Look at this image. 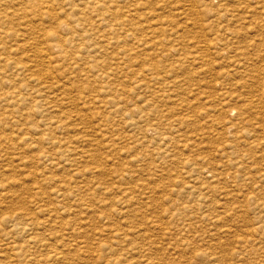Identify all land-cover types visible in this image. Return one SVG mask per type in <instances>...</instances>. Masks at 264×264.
<instances>
[{
	"label": "rangeland",
	"instance_id": "obj_1",
	"mask_svg": "<svg viewBox=\"0 0 264 264\" xmlns=\"http://www.w3.org/2000/svg\"><path fill=\"white\" fill-rule=\"evenodd\" d=\"M137 1V4L138 2L142 3L147 1L145 3L146 6L143 5L139 7L140 9L137 7L136 13H138L135 14L136 16L130 17L133 18L132 21L128 18L131 21H129L128 24L135 30L134 33L137 40H139L140 49L141 46H145L142 47L143 49H141V51L139 48L137 50L135 48L136 45L134 44L137 41L133 43L134 41L126 40L123 42L124 44L120 43L118 55L121 57L122 54H126L125 52H128V55L126 54L124 57L122 55L121 58L123 59L121 61H123V66L118 69H114L112 65L113 60L110 61L109 59L108 63L109 65L111 64L110 66L113 68V71L110 73L113 75L107 79L97 76L100 72H97L93 67H89L84 69V72L76 71L77 73L75 74H79L78 80L71 75H69V79H71L69 80L66 76L71 73L72 70L68 67H63V69H61L62 67L59 68L60 64L58 63L57 65L56 63V65L52 66L53 69L51 68V70H54L53 74H50L52 76H49L47 79L52 88L55 87L58 89L56 90L53 88V94L56 93L55 95H57L58 93L59 95V93L61 94L60 90L69 88V86L72 85H74V90L71 89L72 91L67 93L63 90L61 96L59 95V98H57L58 96L56 97L58 101L52 99L53 97H51V95H49V97H51L49 98L50 100L44 97L47 95H44L41 99H46V102H51L45 103L44 105H47L46 107L50 105H53L52 107H58L63 104L60 106L61 111L59 107L58 109L56 107V109L46 111L45 113H47V115H41L39 111L40 115L37 111H34V114H32V112L29 114L27 110H24L25 112L23 111L22 118L24 117V127L27 124L32 125L34 123L40 125V123L42 124L45 121V118H49L47 120H50L53 116L55 118L53 117L52 120H55L60 116L58 114L68 115V119L66 120L69 121L67 122L64 119V122L68 124L65 130L61 128L57 129L53 127L55 125H51V127L48 126L49 129L47 127V130L44 131V133L46 132L44 136H48V132L52 133L53 129V136L51 133H49V136L51 138L56 137L59 141L63 137L60 143L58 145H52L49 142H45L40 148L35 145L31 151H27L26 149L22 150L23 154L21 152L23 148L19 145L15 137L13 138L14 141H11V144L2 146V154L6 153L4 154L5 156L9 157L12 155L16 158L21 154L20 159H26H24L25 161L21 159L23 167H18V164L14 163L15 167L17 165V169H15L16 178L21 182L30 184L31 181L29 179L31 177L28 176L29 174L27 171L30 172V174H37L35 182L38 181L39 183L38 185H34L33 183V187H35L33 193H37V195L42 198V201L48 205V207H46L47 209L54 206L58 208H51L54 210L52 211L54 215L52 212L50 213L53 217V220L51 218V225L50 222H48L46 228L32 231L29 234V236L36 241L46 245L44 250H42L43 247L40 248L38 244L29 245L25 243L26 236L24 238L22 235H17L14 239H8L6 241L4 237H2V241H0V252L2 255L0 264H16L15 262H8L4 259L7 253L5 251L7 247L6 244L13 240L14 245L17 247L16 251H21L23 255L25 253L27 259L41 260L42 256L48 257L47 264H264V207H262L264 206V0H232L226 9L233 13L234 18L232 21L226 22V24L224 22H220V24L211 17L213 14H210L209 6L218 7L221 3L219 0H210V2L206 0L210 3L209 5H207L208 3L204 0H194V2H196L193 5L190 2L192 0H164L160 3L161 5L157 2L159 0H153L154 2H152V0ZM189 2L190 4H187ZM148 4L151 7L147 6ZM153 5L155 9H153ZM161 6H164V9H162ZM217 7H215V9ZM237 7H240V10L237 9ZM191 9H195L196 12L198 11L197 14L191 11ZM143 12L146 15L143 14L144 16H142V14H140ZM155 12H159L158 15H156ZM179 12L182 13L179 14ZM199 12L202 17L200 14L198 15ZM230 12L228 14L231 15ZM148 13L150 14L148 15ZM183 13L184 15H182ZM145 16L150 17V19ZM152 16H155V19ZM194 16H197L199 21ZM134 19L140 21L137 22L135 20L134 23H136L134 24ZM137 23H139V25ZM151 25L163 30L161 32H155V35L151 38L152 40L155 39L154 41L149 39V31L153 28ZM200 26H205L206 29L202 31ZM142 28L143 30H141ZM136 31H140L141 35ZM215 34L218 35L217 40H215ZM143 37L144 40L141 41ZM145 38H148L150 43L148 40H145ZM164 40L166 41L164 42ZM196 41H211L215 44H221L214 46L215 50L209 49L212 52L210 51L211 54L209 53L208 55V53H204L205 50L203 46H200L201 43L198 44ZM172 42L173 45H171ZM158 43L162 48L165 43V49L159 47V45H157ZM177 45L180 46L178 47ZM148 46L151 47L149 48ZM190 46L193 47L191 48ZM122 47H125L124 50ZM155 47L157 48L155 49ZM174 47L176 49H174ZM193 48H196L195 54L192 53L194 52ZM200 48H202V50ZM149 49L154 50L151 51ZM170 49L175 52L173 53ZM155 50L157 52H155ZM158 51H161L162 54H160V52L158 53ZM188 51L192 52L189 53ZM230 51L235 52L238 58L237 61H241L239 67L240 69L243 68V70H239L243 71V73H240V71L234 68L236 58H233V54L229 53ZM151 52L156 56L154 54L151 55ZM168 52L170 56H168ZM176 52L178 54H176ZM219 52L221 54H219ZM132 53L137 54L134 55ZM141 55L144 57H140ZM17 56H19V54L16 55V57ZM148 56L152 59L148 58ZM223 57L224 59H222ZM135 58H137V61L133 60ZM198 58H203L200 59L202 63L197 60ZM192 59H196V61H194L195 64L192 62ZM177 61L179 63H177ZM203 61L206 62L205 65ZM133 62H138V64L134 63L135 65H133ZM183 62H185V64ZM128 63L134 67L124 66L128 65ZM187 64L193 66L190 67ZM7 65H10V67H7ZM143 65L145 67H143ZM156 66L158 68H156ZM194 66H196L195 69ZM12 67L13 65L5 63L4 69L9 68L5 70L11 72L9 70H11ZM137 68H139L140 71ZM234 70L237 71V74H235L236 72ZM142 71L145 73H142ZM8 72L6 75L9 74L8 77L10 78L11 75ZM54 72L57 75H55ZM63 72L66 73L64 76L62 75L64 74ZM114 72H116V74ZM86 73L88 74L84 76ZM147 73L150 76L147 75ZM154 73L157 75L159 74V76ZM12 75L15 76V74ZM122 75L128 77V79L126 77L124 78ZM129 75L133 76L130 77ZM17 76L20 77V75ZM59 76L60 78H58ZM172 76L175 77L173 78ZM117 77L122 80L118 78L119 81H116L115 79ZM151 77L154 79L151 80ZM169 77H172V79ZM80 78H82V80ZM141 78L144 81H142ZM52 79L53 81H51ZM57 79H59L58 82ZM97 80H101L100 83ZM110 80H112V86L107 85L111 84ZM123 80L126 82L124 83ZM87 81L89 82L88 84ZM90 81L97 84L94 85ZM102 81L105 84H103ZM109 81L110 83H108ZM140 81L142 82L140 83ZM152 81L153 83H162V86L156 83L153 84ZM179 81H181L182 84ZM146 82L153 85L149 83L145 84ZM79 83H83V85H91L92 83L94 86H89L91 87V91H89L90 89L82 90L84 86ZM165 83L171 85L167 84V86ZM65 84L69 85H66V87L64 86ZM174 84L175 86L178 85V87H175ZM100 85L104 89V92H106L108 88L109 90H113L110 94L106 93L107 95L102 98V101L107 102L106 107L105 104L102 103L101 104L104 106L101 104H99V106H94L90 103L95 100L96 92L94 95L93 91L97 88L99 89ZM170 86L173 87L171 88ZM92 87L95 88L93 89ZM146 87L149 88L148 91ZM168 87H170L172 91L169 90L170 88ZM78 88L79 92L77 91ZM142 90L144 91L142 92ZM166 90L167 93L165 94L164 92H166ZM191 90H193V92ZM76 91L78 94H75ZM151 91L152 93H150ZM88 92H92L93 96L91 95L92 93L87 94ZM153 93L156 94L153 95ZM72 94L75 96L72 97ZM114 94L116 96L118 95V97ZM122 94H125V96L123 95V97H121ZM67 96L69 99L71 97V101L67 100ZM76 96L81 97H79L78 100ZM107 96L108 98H106ZM165 97L168 98L164 99ZM72 98L76 99L73 100ZM118 99L119 101H117ZM175 100H177V102H175ZM70 102L73 103L70 105ZM75 103L77 105H75ZM86 103L87 105H85ZM89 103L92 106H90ZM29 104L30 105L26 104V109L34 108L33 106L35 104H33V102H29ZM39 104L42 106V103ZM39 104L36 105L39 106ZM80 104L85 106H81ZM181 106H184V108ZM80 108L85 110L82 111ZM101 108L106 109L104 111V109ZM45 109L43 107L41 111ZM63 109L69 111L70 114L66 113ZM72 109L76 110L73 111ZM51 110L56 114L51 112V115ZM77 110L83 113V115L78 113ZM139 110L140 112H138ZM136 111L138 113H136ZM36 112L37 114H35ZM30 115L33 116L31 117ZM43 115L46 116L43 117ZM69 116L72 119H69ZM76 116H80L82 119L78 117L77 120ZM86 116L88 117L86 118ZM90 116L93 118H90ZM98 116H101L100 119ZM105 118L109 121L108 123L105 121ZM124 120H126L125 123ZM93 121L95 124L92 123ZM161 123L163 126H161ZM131 124L132 128L130 126ZM74 125H77V127L75 128ZM110 125L114 127L112 128ZM102 126L104 127L101 129ZM68 127L71 129L70 131ZM148 127L150 129H148ZM25 128H22L24 132L26 131ZM77 128L80 129V131ZM152 128H154L153 131ZM82 129L83 131H81ZM74 130L76 132H74ZM99 130L101 134L104 132L103 135L105 137L99 133ZM23 131H21V133H24ZM78 132L81 133L79 134ZM69 133L71 137H69ZM119 133L122 134L120 135ZM5 134L7 135L8 132L6 131ZM82 134L85 136L83 139L86 140L82 138L80 140L79 137H82ZM74 135H76L75 137L77 140H75ZM109 137L110 139H108ZM56 138H53V141H56ZM105 139H108L106 143L104 142ZM89 140L92 142L90 143ZM108 141L111 143L109 144ZM67 142L70 146L66 145ZM98 142L101 144L99 145ZM47 143L49 144L47 145ZM119 143L121 145H119ZM180 143H182L181 146ZM74 144H76L77 147ZM49 145H51V147H48ZM61 145H63V147ZM7 146L9 148H7ZM13 146L18 148L21 147L16 149ZM184 146L187 148L185 149ZM58 147H61L60 150ZM50 148L51 150L56 148V151H51ZM15 149L17 152L19 150L18 153L16 152L17 155H15ZM46 149L47 151H45ZM69 150L71 151L70 153ZM8 151L10 153H8ZM83 151L86 153L83 154ZM41 152L51 154V157L53 156L55 161H53L52 165H49V162L46 163L42 159ZM58 154H61V156H58ZM76 154H78V158L75 157ZM66 155L68 156L66 157ZM89 156L91 157L88 158ZM35 157H39L40 159L38 158L37 161ZM70 158L74 160L71 159L70 161ZM169 158L172 159L169 160ZM175 158H178L180 161ZM76 159L79 160L77 161ZM40 162L45 164H40ZM36 163L38 164L36 165ZM54 163L57 164L54 165ZM25 165L26 167L28 165V167L26 168ZM53 165L54 167L50 170L49 167ZM61 166L62 170L60 168ZM212 168L215 171H212ZM23 169L27 170L24 171ZM98 169L102 171L100 170L99 172ZM208 170H210V173ZM41 172H43L42 174L45 173L46 177L43 176L41 179ZM24 174L28 177L22 178L25 177ZM47 174L49 175L47 176ZM81 175L83 176L82 179ZM213 176L217 177L213 178ZM48 177L52 179L53 182L55 181L54 184L61 181L67 185L65 190L69 189L68 195L70 194L68 200H50L51 197L48 196H50L54 187L52 186V182H47L49 179ZM69 185L71 188H67ZM37 186L40 187V189H37ZM46 196L48 198H46ZM9 197L8 200L0 203L2 213H5V211H8L10 208H17L16 202L20 197L25 198L26 194L21 191H14L13 193H9ZM28 208H30L29 211L35 212L37 217L41 215V213H38L39 211H36L37 208L33 204ZM62 213H64L65 216H62L64 215ZM41 218L44 220V216L41 215L39 221ZM48 219H50V217ZM1 228L2 230H0V232L4 233L7 231L4 230V225L1 226ZM123 233H129L127 235L129 237L122 238L121 235ZM131 250L137 253L130 254ZM17 264L24 263L21 261V263ZM30 264H41V262Z\"/></svg>",
	"mask_w": 264,
	"mask_h": 264
},
{
	"label": "bare ground",
	"instance_id": "obj_2",
	"mask_svg": "<svg viewBox=\"0 0 264 264\" xmlns=\"http://www.w3.org/2000/svg\"><path fill=\"white\" fill-rule=\"evenodd\" d=\"M136 1L137 0H0V203H2V202H4V201H6V200H8L10 197H9V193L10 192H14V191H21V192H23L24 194H26V197L25 198H22V197H20L19 198V200L16 202V204H17V208H10L8 211H5V213H2V211H1V206H0V230H2V228H1V226H5V228H4V230H7L6 232H4V233H2V232H0V241H2L1 239H2V237H4V240L6 241V240H8V239H14L17 235H22V236H24V238H25V236L27 237L26 238V240H25V243H27V244H29V245H39V247L41 248V247H43L42 248V250H44L45 248H46V245H44V244H41L40 242H38V241H36L34 238H32V237H30L29 236V234L32 232V231H36V230H42V229H44V228H46V225L48 224V222H50V225H51V218H52V220H53V217H52V214L50 215V213L52 212V211H54V210H52V209H56V207L57 206H54V207H51V208H46V207H48V205L47 204H45V202H43L42 201V198H40L38 195H37V193H33V189L35 188V187H33V183H34V185H38V181H36L35 182V180H36V175H34V174H30V172H28L27 171V173L29 174L28 176H30L31 178L29 179L30 181H31V183H32V185H31V183L29 184H27V182H21V181H19V179H17L16 178V176L17 175H15L16 173V171H15V169H17L16 167H17V165H16V167H15V165H14V163H17L18 164V167L19 166H21V167H23V165H22V162H21V159H20V155H18L16 158H15V156H12V155H10L9 157H7V156H5L4 154H6V153H4V151H3V153L4 154H2V146L3 145H9V144H11V141H14L13 140V138L15 137L16 139H17V141H18V143H19V145H21L22 146V148L23 149H21V152H22V154H23V151L22 150H27V151H31V149L32 148H34V146L36 145V146H38V148H40L42 145H43V143H45V142H49V143H51L52 145H55V144H59L60 143V141H61V139L63 138H61L60 139V141L56 138V137H53V138H56V141H53V138H51L50 136H49V133H51V132H48V136H44L45 135V133H44V131H46L47 130V127L48 126H50L51 127V125H55V126H53V127H56L57 129L58 128H61V129H64L65 130V127L68 125V124H66V122H64L66 119H68V115H64V114H58V115H60L59 117H57L55 120H52L53 119V117H52V119L50 118V120H47V119H49V118H45L44 120L46 121H42L43 123L41 124L40 123V125H38V124H32V125H26L25 127H24V125H25V122H23V118H22V115H23V113L27 110L28 111V113L29 114H31V112H32V114H34V111H39L40 112V114L42 115V114H46L47 115V113H45L46 111H48V110H50V109H56V107L57 106H54V107H52L51 105L49 106V107H46L44 104L45 103H51V102H46L47 100L46 99H44V100H42L41 98H43V96L44 95H47V96H44L45 98H48V100H50L49 98H51V97H53L52 99H55L56 101H58V99H56V97L57 98H59V95L61 96V94L63 93V90H64V92H69V91H72L71 89H73L74 90V85H72V86H69V88H64V89H62V90H60L61 91V94L59 93V95H58V93H57V95H55V94H53V91H52V89L53 88H55V87H53L52 88V86L49 84V81L47 80L48 79V77L49 76H52V75H50V74H53V71L54 70H51V68L53 69V67L52 66H54V65H56V63H57V65H58V63L60 64V66H59V68H61V69H63V67L65 68V67H68L69 69H71L72 71H71V73H69V74H67V76H66V78H68L69 79V75H71L72 77H74L75 79L77 78V80H78V77H79V74H75V73H77L78 71L79 72H84L85 70L84 69H87V68H89V67H93V68H95L96 69V71L98 72H100V74H97V76H100L101 78H105V79H107V78H110L111 77V75H113V74H111L110 72H112L113 71V68H111V64L109 65V63H108V61H109V59H110V61H112L113 60V63H112V65H113V67H114V69H118V68H121L122 66H123V61H121L123 58H121L122 57V55H121V57L118 55L119 54V52H118V48L120 47V45L121 44H124L123 42H125L126 40H131V41H134L133 43H135L136 41V43L134 44V45H136V50L139 48L140 49V44H139V40H137V37L135 36V33H134V31L135 30H133L132 29V26H130L129 24H128V22L131 20L132 21V19L133 18H130L131 16H133L134 17V15L135 14H137L136 13V10H137V7L139 8V7H141V6H146L145 5V3L147 2V1H145V0H142V1H145V2H142V3H139L138 1H140V0H138L137 2H138V4L136 3ZM155 1H157V0H155ZM164 0H159V1H157L158 2V4H160L161 2H163ZM166 1V0H165ZM188 1V0H187ZM204 1H206V0H204ZM232 0H219V2H221L220 3V5L217 7V6H215V7H217L216 9H215V7H211V6H209L210 7V14H213L211 17L212 18H214L216 21H218L219 23L220 22H224L225 24H226V22H228V21H232V19L234 18V15H233V13L232 12H230L229 10H227L226 9V7L228 8V6H229V3L231 2ZM249 1V0H248ZM141 2V1H140ZM152 2H154L153 0H152ZM191 2V4L193 5L195 2H194V0H192V1H190ZM190 2L189 3H187V4H190ZM207 2V1H206ZM208 2H210V0H208ZM207 2V3H208ZM168 3V2H167ZM203 3V2H202ZM236 3V2H235ZM234 3V4H235ZM240 3H242V2H240ZM258 3V2H257ZM151 4V3H150ZM154 4V3H153ZM164 4V3H163ZM186 4V5H187ZM204 4V3H203ZM210 3H208L207 5H209ZM233 4V5H234ZM238 4V3H237ZM126 5V6H125ZM152 5V4H151ZM155 5H156V3H155ZM161 5V4H160ZM166 5V4H165ZM147 6H149V7H151L149 4L147 5ZM157 6H159V5H157ZM157 6H155V7H157ZM190 6V5H189ZM196 6H197V4H196ZM196 6H194V7H196ZM239 6V5H238ZM153 7V9H155L154 8V5L152 6ZM160 7V6H159ZM162 7V9H164V6H161ZM183 7V6H182ZM186 7V6H185ZM188 7V6H187ZM235 7V6H234ZM241 7V6H240ZM239 7V8H240ZM124 8V9H123ZM144 8H147V7H144ZM158 8V7H157ZM213 8V9H212ZM238 7H237V9H239ZM140 9V8H139ZM138 9V10H139ZM148 9V8H147ZM151 9V8H150ZM149 9V10H150ZM187 9V8H186ZM196 9H198L197 7H196ZM234 9V8H233ZM232 9V10H233ZM236 9V10H237ZM142 10V9H141ZM181 10V9H180ZM189 10V9H188ZM199 10V9H198ZM235 10V11H236ZM240 10V9H239ZM144 11V10H143ZM152 11V10H151ZM157 11H158V9H157ZM177 11V10H176ZM187 11V10H186ZM191 11H194V12H196V10L195 9H191ZM234 11V12H235ZM147 12V11H146ZM150 12V11H149ZM184 12V11H183ZM198 12V11H197ZM197 12H196V14H197ZM231 13V15L230 14H228V13ZM237 12V11H236ZM152 13V12H151ZM156 13V12H155ZM159 13V12H158ZM158 13H156V15H158ZM182 13V12H181ZM180 12H179V14H181ZM238 13V12H237ZM140 14H142V16H144V15H146V14H144V12L143 13H140ZM144 14V15H143ZM150 13H148V15H149ZM193 14H195V13H193ZM200 14V12L198 13V15ZM236 14V13H235ZM182 15H184V13L182 14ZM192 15V14H191ZM233 15V16H232ZM238 15V14H237ZM136 16V15H135ZM141 16V15H140ZM151 16V15H150ZM200 16H201V14H200ZM236 16V15H235ZM146 17V16H145ZM153 17V16H152ZM155 17V16H154ZM153 17V18H154ZM194 17H196V19H197V16H194ZM202 17V16H201ZM227 17H231V18H227ZM128 18H130V20L128 19ZM137 18H139V17H137ZM146 18H149L150 19V17H146ZM144 19V18H143ZM155 19V18H154ZM140 21V20H137V19H134L133 20V23H134V21ZM198 21H199V19H197ZM130 21V22H131ZM149 21V20H148ZM234 21H235V19H234ZM143 22H144V20H143ZM147 22V21H146ZM145 22V23H146ZM136 23V22H135ZM134 23V24H135ZM138 25H139V23H137ZM221 24V23H220ZM133 25V24H132ZM143 25V24H142ZM153 25H155V24H153ZM204 25V24H203ZM211 25V24H210ZM215 25V24H214ZM148 26H150V25H148ZM152 26V25H151ZM157 26H159V25H157ZM136 27V26H135ZM144 27L146 28V26L144 25ZM153 27V26H152ZM154 27H156V26H154ZM151 28L150 29V40H152L151 38H152V36L153 35H155V32H161V31H163L162 29H160L159 27L157 28ZM134 28V27H133ZM137 28V27H136ZM150 28V27H149ZM200 28H201V30L203 31L204 29H206V27L204 26V27H202V26H200ZM137 30V29H136ZM138 30H140V29H138ZM141 30H143V28L141 29ZM147 30H149V29H147ZM138 34H140V31L138 32V31H136ZM136 33V34H137ZM143 33V32H142ZM172 33H173V31H172ZM175 33V32H174ZM157 34V33H156ZM177 34V33H176ZM141 35V34H140ZM143 35V34H142ZM157 36H158V34H157ZM157 36H155V37H157ZM140 37V36H139ZM217 37H218V35L217 34H215V40H217ZM149 39L148 38H145V40H148V42H149ZM142 40H144V37H143V39H141V41ZM155 40V39H154ZM154 40H152V41H154ZM140 41V42H141ZM166 40H164V42H165ZM173 41V40H172ZM130 42V41H129ZM145 42V41H144ZM147 42V41H146ZM159 42H160V40H159ZM121 43V44H120ZM131 43V42H130ZM150 43V42H149ZM148 43V44H149ZM163 43V42H162ZM176 43V42H175ZM174 43V44H175ZM196 43H201L200 44V46H203L204 47V50H205V54H207L208 53V55H209V53H210V51L211 50H209V49H214L215 50V48H214V46H216L217 44H221V43H214V42H211V41H196ZM120 44V45H119ZM143 44V43H142ZM141 44V45H142ZM167 44V43H166ZM178 44V43H177ZM119 45V46H118ZM125 45H126V43H125ZM125 45H123V46H125ZM130 45V44H129ZM146 45H147V43H146ZM154 45V44H153ZM157 45H159V43L157 44ZM157 45H155V46H157ZM163 45V44H162ZM171 45H173V42H172V44ZM127 46V45H126ZM131 46V45H130ZM144 46V45H143ZM143 46H141V49H143L142 47ZM178 46V45H177ZM180 46V45H179ZM178 46V47H179ZM128 47V46H127ZM126 47V48H127ZM145 47V46H144ZM149 48L151 47V46H148ZM154 47V46H153ZM159 47H161L160 45H159ZM164 47H165V43H164ZM163 47V48H164ZM191 47V46H190ZM193 47V46H192ZM191 47V48H192ZM198 47V46H197ZM123 48V47H122ZM125 48V47H124ZM124 48H123V50H124ZM130 48H132V47H130ZM157 47H155V49H156ZM162 48V47H161ZM162 48V49H163ZM170 48V47H169ZM199 48V47H198ZM133 49V48H132ZM141 49H140V51H141ZM158 49H160V48H158ZM165 49V48H164ZM174 49H176L175 47H174ZM173 49V50H174ZM194 49V48H193ZM196 49V48H195ZM193 50L194 52H192V51H190V52H192V53H194L195 54V51L196 50ZM201 50H202V48H200ZM220 49V48H219ZM130 51H132L131 49H129ZM146 50H148V49H146ZM145 50V51H146ZM149 50H151V49H149ZM154 50V49H153ZM153 50H151V51H153ZM169 50V49H168ZM171 50V49H170ZM179 50H180V48H179ZM203 50V51H204ZM213 50V51H214ZM221 50V49H220ZM120 51H122V50H120ZM172 51V50H171ZM139 52V51H138ZM143 52V51H142ZM148 52H150V51H148ZM155 52H157L156 50H155ZM160 52V54H162L161 53V51H158V53ZM173 52V51H172ZM175 52V51H174ZM173 52V53H174ZM189 52V51H188ZM188 52H186L187 54H189ZM212 52V51H211ZM127 55H128V52H125ZM131 53V52H130ZM141 53V52H140ZM197 53H198V51H197ZM196 53V54H197ZM217 53H218V50H217ZM217 53H216V55H217ZM229 53H232L233 54V58H236L235 59V66H234V68L237 70V71H240L241 69L243 70V68H241L240 69V67H239V63L241 62V61H237L238 60V58H237V56H236V54H235V52H233V51H230ZM19 54V56H17L16 57V55H18ZM126 54L125 55H123V57L124 56H126ZM132 54H134V53H132ZM131 54V55H132ZM137 53H135L134 55H136ZM147 54V53H146ZM152 54H154L153 52H151V55ZM176 54H178L177 52H176ZM211 54V53H210ZM215 54V53H214ZM219 54H221L220 52H219ZM14 55H15V57H14ZM131 55H129V56H131ZM139 55V54H138ZM142 55H143V53H142ZM140 56V57H144V56ZM145 55V54H144ZM155 55V54H154ZM172 55V54H171ZM174 55V54H173ZM182 55H184V54H182ZM199 55H200V52H199ZM133 56V55H132ZM131 56V57H132ZM147 56V55H146ZM145 56V57H146ZM150 56V55H149ZM148 56V58H150ZM156 56V55H155ZM168 56H170L169 55V52H168ZM177 56V55H176ZM185 56H186V54H185ZM184 56V57H185ZM191 56V55H190ZM189 56V57H190ZM203 56V55H202ZM218 56V55H217ZM134 57V56H133ZM137 57H139V56H137ZM181 57V56H180ZM184 57H182V58H184ZM188 57V56H187ZM222 57V56H221ZM107 58V59H106ZM174 58V57H173ZM218 58H219V56H218ZM105 59V60H104ZM127 59V58H126ZM129 59V58H128ZM150 59H152V58H150ZM177 59V58H176ZM187 59H189V58H187ZM191 59V58H190ZM200 59H203V58H200ZM199 58L197 59V60H199L201 63H202V60H200ZM222 59H224V57L222 58ZM107 60V61H106ZM131 60V59H130ZM134 61H137V58H135V59H133ZM143 60H144V58H143ZM149 60V59H148ZM193 60V59H192ZM205 60V59H204ZM126 61V60H125ZM128 61V60H127ZM176 61V60H175ZM179 61V60H178ZM177 61V63H179ZM182 61V60H181ZM194 61H196V59L195 60H193L192 62L194 63ZM198 61V62H199ZM129 62V61H128ZM140 62H142V61H140ZM139 62V63H140ZM186 62V61H185ZM185 62H183L184 64H185ZM204 62V61H203ZM5 63L7 64V63H9V64H11V65H13V67H12V69L11 70H9V71H11V72H8L7 70L9 69H7V68H5V69H7V70H5L4 69V66H5ZM134 63H136V64H138V62H133V65H135ZM143 63V62H142ZM191 63V62H190ZM189 63V64H190ZM192 63V64H193ZM205 63L206 62H204L203 64L205 65ZM127 64V63H126ZM172 64V63H171ZM173 64H176V63H173ZM189 64H187V65H189ZM195 64V63H194ZM132 65V66H133ZM183 65V64H182ZM181 65V66H182ZM197 65V64H196ZM207 65V64H206ZM10 67V65H7V67ZM124 66H129V67H132L131 66V64H129L128 63V65H124ZM155 66V65H154ZM174 66V65H173ZM190 66V65H189ZM193 66V65H192ZM192 66H190V67H192ZM198 66V65H197ZM232 66V67H233ZM134 67V66H133ZM136 67H138V66H136ZM143 67H145L144 65H143ZM183 67H185V66H183ZM195 67L196 66H194V69H195ZM57 68H58V66H57ZM141 68V67H140ZM156 68H158L157 66H156ZM200 68H202V67H200ZM55 69V68H54ZM131 69V68H130ZM138 70H139V68H137ZM174 69H175V67H174ZM240 69V70H239ZM13 70V71H12ZM57 70H59V69H57ZM128 70V69H127ZM145 70V69H144ZM236 70H234L236 73L235 74H237V71ZM61 71V70H60ZM64 71V70H63ZM68 71H70V70H68ZM77 71V72H76ZM120 71H122V70H120ZM131 71V70H130ZM136 71V70H135ZM140 71V70H139ZM138 71V72H139ZM146 71H147V69H146ZM152 71V70H151ZM159 71V70H158ZM244 71H245V69H244ZM10 73V75H11V77L9 78L8 76H9V74L8 75H6V73ZM13 72V73H12ZM67 72V71H66ZM97 72H95V73H97ZM125 72V71H124ZM134 72V71H133ZM153 72H154V70H153ZM15 74V76L14 75H12V74ZM62 73V72H61ZM64 74H62L63 76L66 74L65 72H63ZM73 73V74H72ZM110 73V74H109ZM115 74H116V72H114ZM123 73V72H122ZM129 73V72H128ZM142 73H145V72H143L142 71ZM156 73H157V70H156ZM156 73H154V74H156ZM159 73V72H158ZM240 73H243V71H240ZM54 74H55V72H54ZM88 73H86V74H84V76H86ZM91 74V73H90ZM126 74V73H125ZM132 74V73H131ZM137 74V73H136ZM139 74H140V72H139ZM232 74H233V72H232ZM17 75H20V77L19 76H17ZM55 75H57V74H55ZM81 75V74H80ZM95 75V74H94ZM93 75V76H94ZM124 75V74H123ZM122 75V76H123ZM135 75V74H134ZM147 75H149L148 73H147ZM157 75V74H156ZM160 75H162V74H160ZM164 75V74H163ZM166 75V74H165ZM258 75H260V74H258ZM16 76H17V78H16ZM130 76V75H129ZM131 76H133V75H131ZM130 76V77H131ZM135 76H137V75H135ZM145 76H146V74H145ZM150 76V75H149ZM148 76V77H149ZM152 76V75H151ZM157 76H159V74L157 75ZM89 77V76H88ZM92 77V76H91ZM114 77V76H113ZM115 77H116V75H115ZM121 77V76H120ZM124 78L126 77V76H123ZM129 77V78H130ZM148 77H146V78H148ZM167 77V76H166ZM173 77V76H172ZM172 77L170 78V79H172ZM175 77V76H174ZM173 77V78H174ZM259 77V76H258ZM52 78V77H51ZM58 78H60V76L58 77ZM62 78V77H61ZM84 78V77H83ZM118 78L119 77H117L115 80L117 81L118 80ZM123 78V79H124ZM127 79H128V77H126ZM155 78H156V76H155ZM160 78H162V77H160ZM56 79V78H55ZM81 80H82V78H80ZM79 79V80H80ZM85 79H86V77H85ZM91 79V78H90ZM98 79V78H97ZM104 79V80H105ZM111 79H114V78H111ZM152 79H154V78H152L151 77V80ZM168 79V78H167ZM189 79V78H188ZM63 80V79H62ZM66 80V79H65ZM64 80V81H65ZM69 80H71V79H69ZM73 80V79H72ZM80 80V81H81ZM119 80H122V79H120L119 78ZM118 80V81H119ZM126 80V79H125ZM141 80H142V78H141ZM161 80V79H160ZM51 81H53V79L51 80ZM50 81V82H51ZM59 81V79H57V82ZM61 81V80H60ZM67 81V80H66ZM98 81V80H97ZM101 81V80H100ZM100 81H98L99 83H100ZM111 81V84H107V85H110V86H112V80H110ZM110 81L108 82V83H110ZM126 81H128V80H126ZM126 81H124L123 80V82L125 83ZM135 81V80H134ZM142 81H144V80H142ZM142 81H140V83L142 82ZM165 81H166V79H165ZM168 81H169V79H168ZM171 81V80H170ZM174 81H177V80H174ZM55 82V81H54ZM75 82V81H74ZM77 82H79V81H77ZM76 82V83H77ZM86 82V81H85ZM90 82H92V81H90ZM104 82H106V81H104ZM122 82V81H121ZM150 82V81H149ZM148 82V83H149ZM162 82H163V80H162ZM180 83H181V81H179ZM178 82V83H179ZM68 83V82H67ZM70 83V82H69ZM75 83V85L77 86V84ZM89 82L87 81V84H88ZM93 84H94V82H92ZM92 83H91V85L89 84V85H83V83H79V84H82L84 87L82 88V90H89V91H91V87H89V86H94V85H96V84H94V85H92ZM98 83V84H99ZM102 83H103V81H102ZM114 83H116V82H114ZM147 82L145 83V84H148ZM152 83H153V81H152ZM156 84H159L158 82H155ZM155 83H153V84H155ZM161 83V82H160ZM164 83V82H163ZM180 83H179V85H180ZM59 84V83H58ZM63 84H64V82H63ZM73 84V83H72ZM85 84V83H84ZM103 84H105V83H103ZM119 84V83H118ZM134 84V83H133ZM150 84V83H149ZM153 84H150V85H153ZM166 85L168 84V83H165ZM182 84V83H181ZM66 85H69V84H65L64 86H66ZM160 86H162V83L161 84H159ZM168 85H171V84H168ZM167 85V86H168ZM59 86V85H58ZM117 87H119L118 85H116ZM121 86V85H120ZM144 86H146V85H144ZM155 86V85H154ZM156 86H158V85H156ZM165 86V85H164ZM174 86H175V84H174ZM67 87V86H66ZM71 87H73V88H71ZM98 87V86H97ZM96 87V88H97ZM100 88L98 89H95L93 92H94V95H95V92H96V95H95V100H93V101H91L90 103L91 104H93L94 106L95 105H98L99 106V104H105V107H106V101H102V98L105 96V95H107L106 93H111L113 90H109V88H108V90L106 91V92H104V89L101 87V85L99 86ZM109 87V86H108ZM171 87V86H170ZM170 87H168V88H170ZM173 87V86H172ZM171 87V88H172ZM175 87H178V85H176ZM76 88V87H75ZM80 88V87H79ZM79 88L77 89V91L79 90ZM93 88V87H92ZM95 88V87H94ZM93 88V89H94ZM122 88V87H121ZM149 88L151 89V87L149 86ZM149 88H147L146 87V89H147V91H148V89ZM153 88H155V87H153ZM166 88V87H165ZM164 88V89H165ZM171 88L169 89V90H171ZM56 89V88H55ZM81 89V88H80ZM113 89V88H112ZM114 89H115V87H114ZM123 89H124V87H123ZM126 89V88H125ZM144 89V88H143ZM164 89H162V90H164ZM54 90V89H53ZM56 90H58V89H56ZM76 90V89H75ZM128 90V89H127ZM145 90V89H144ZM144 90H142V92L144 91ZM155 90V89H154ZM154 90H152V91H154ZM157 90V89H156ZM155 90V91H156ZM160 90V89H159ZM77 91H76V93L75 94H78L77 93ZM116 91V90H115ZM123 91V90H122ZM146 91V92H147ZM152 91L150 92V93H152ZM158 91V90H157ZM172 91V90H171ZM184 91V90H183ZM192 92H193V90H191ZM59 92V91H58ZM79 92V91H78ZM83 92V91H82ZM116 92H118V91H116ZM121 92V91H120ZM119 92V93H120ZM170 92V91H169ZM92 93V92H91ZM91 93H87V94H91ZM127 93V92H126ZM165 94L167 93V90H166V92H164ZM53 94V95H52ZM83 94V93H82ZM84 94H85V92H84ZM86 94V95H87ZM116 94V93H115ZM114 94V95H115ZM154 94H156V93H153V95ZM157 94L159 95V93L157 92ZM49 95H51V97H49ZM73 95V94H72ZM92 96H93V93L91 94ZM123 95L125 96V94H122V96L121 97H123ZM171 95V94H170ZM64 96V95H63ZM62 96V97H63ZM75 95H73L72 97H74ZM84 96V95H83ZM101 96V97H100ZM116 96V95H115ZM160 96V95H159ZM165 96V95H164ZM68 97V96H67ZM77 97V96H76ZM79 97H81V96H79ZM79 97H77V99L79 98ZM88 97V96H87ZM90 97V96H89ZM116 97H118V95L116 96ZM120 97V98H121ZM131 97V96H130ZM157 97V96H156ZM156 97H155V99H156ZM94 98V97H93ZM106 98H108V96L106 97ZM126 98V97H125ZM154 98V97H153ZM160 98V97H159ZM158 98V99H159ZM166 98H168V97H165L164 99H166ZM189 98V97H188ZM41 99V100H40ZM70 99H71V97H70ZM69 99V97H68V99L67 100H70ZM73 99V98H72ZM74 99H76V98H74ZM73 99V100H74ZM81 99H83V98H81ZM85 99H86V96H85ZM91 99V98H90ZM111 99V98H110ZM46 100V101H45ZM79 100V99H78ZM88 100H89V98H88ZM116 100V99H115ZM121 100V99H120ZM127 100V99H126ZM168 100V99H167ZM45 101V102H44ZM54 101V100H53ZM62 101V100H61ZM60 101V102H61ZM63 101H65V100H63ZM71 101V100H70ZM90 101V100H89ZM88 101V102H89ZM117 101H119V99L117 100ZM117 101H116V103H117ZM143 101V100H142ZM169 101V100H168ZM29 102H33V104H35L33 107L34 108H29V107H27V108H29V109H26V104L27 105H30L29 104ZM37 102V103H36ZM69 102V101H68ZM122 102V101H121ZM140 102V101H139ZM149 102V101H148ZM174 102V101H173ZM175 102H177V100H175ZM179 102V101H178ZM39 103H42V106H40V104ZM57 103H59V102H57ZM67 103V102H66ZM71 103H73V102H70V105H71ZM79 103V102H78ZM81 103V102H80ZM89 103V104H90ZM113 103H115V102H113ZM124 103V102H123ZM167 103V102H166ZM32 104V105H33ZM36 104H39V106L38 105H36ZM53 104V103H52ZM65 104V103H64ZM68 104V103H67ZM67 104H65V105H67ZM81 104H83V103H81ZM80 104V105H81ZM90 104V106H92ZM101 104V105H102ZM111 104V103H110ZM125 104H126V102H125ZM124 104V105H125ZM128 104V103H127ZM136 104V103H135ZM139 104V103H138ZM49 105V104H48ZM58 105V104H57ZM60 105V104H59ZM61 105H63V104H61ZM60 105V106H61ZM64 105V107L66 108V106ZM69 105V104H68ZM74 105V104H73ZM75 105H77L76 103H75ZM85 105H87V103L85 104ZM85 105H81V106H85ZM118 105V104H117ZM116 105V106H117ZM120 105V104H119ZM150 105V104H149ZM148 105V106H149ZM182 105H183V102H182ZM186 105V104H185ZM191 105V104H190ZM60 106H58L59 107V109L61 108ZM80 106V107H81ZM89 106V105H88ZM94 106H93V108H94ZM102 106H104V105H102ZM135 106V105H134ZM32 107V106H31ZM44 107V111H41V108H43ZM58 107H57V109H58ZM63 107V108H64ZM71 107V106H70ZM73 107V106H72ZM75 107H77V106H75ZM79 107V106H78ZM108 107H109V105H108ZM118 107V106H117ZM181 107H183L184 108V106H181ZM69 108V107H68ZM91 108V107H90ZM89 108V109H90ZM92 108V109H93ZM98 108V107H97ZM96 108V109H97ZM100 108V107H99ZM131 108V107H130ZM190 108V107H189ZM71 109V108H70ZM74 109V108H73ZM72 109V110H73ZM88 109V110H89ZM101 109H104V108H101ZM106 109V108H105ZM105 109H104V111H105ZM112 109H113V107H112ZM124 109H125V107H124ZM134 109V108H133ZM25 110V111H24ZM43 110V109H42ZM64 110V109H63ZM66 110V109H65ZM64 110V111H65ZM76 110V109H75ZM75 110H73V111H75ZM80 110H82V111H84L83 109H81L80 108ZM87 110V109H86ZM94 110V109H93ZM100 110V109H99ZM98 110V111H99ZM119 110H120V108H119ZM138 110V109H137ZM183 110V109H182ZM184 110H186V109H184ZM24 111V112H23ZM60 111H61V109H60ZM90 111V110H89ZM92 111V110H91ZM96 111V110H95ZM100 111H102V110H100ZM121 111H123V110H121ZM37 112L35 113V114H37ZM39 112H38V114H39ZM41 112H43V113H41ZM52 112V110L50 111V113ZM54 112V111H53ZM52 112V113H53ZM66 113H68V114H70L69 113V111H65ZM77 112L78 113H80L78 110H77ZM97 112V111H96ZM113 112V111H112ZM115 112V111H114ZM138 112H140V110L138 111ZM137 111H136V113H138ZM27 113V114H28ZM49 113V112H48ZM52 113H51V115H52ZM59 113H61V112H59ZM63 113V112H62ZM65 113V114H66ZM89 113V112H88ZM99 113V112H98ZM107 113V112H106ZM109 113V112H108ZM39 114V115H40ZM54 114H56L55 112H54ZM80 114H82L83 115V113H80ZM84 114H85V112H84ZM128 114V113H127ZM130 114V113H129ZM26 115V114H25ZM46 115H43V117L44 116H46ZM49 115V114H48ZM79 115V114H78ZM89 115V114H88ZM90 115H92V114H90ZM102 115V114H101ZM112 115V114H111ZM114 115V114H113ZM118 115V114H117ZM144 115V114H143ZM31 116V115H30ZM33 116V115H32ZM31 116V117H32ZM37 116V115H36ZM50 116V115H49ZM97 116V115H96ZM104 116V115H103ZM102 116V117H103ZM122 116V115H121ZM139 116V115H138ZM141 116V115H140ZM147 116H149V115H147ZM27 117V116H26ZM39 117H41V116H39ZM38 117V118H39ZM73 117H75V116H73ZM77 117V116H76ZM79 118H80V116H78ZM78 117H77V120H78ZM84 117V116H83ZM88 116H86V118H87ZM99 117V116H98ZM97 117V118H98ZM101 117V116H100ZM100 117H99V119H100ZM114 117V116H113ZM122 117H124V116H122ZM137 117V116H136ZM144 117V116H143ZM146 117V116H145ZM55 118V117H54ZM90 118H93V117H91L90 116ZM96 118V119H97ZM115 118V117H114ZM118 118V117H117ZM148 118V117H147ZM26 119V118H25ZM35 119V118H34ZM34 119H31V120H34ZM65 119V120H64ZM69 119H72V118H70V116H69ZM80 119H82V117L80 118ZM95 119V120H96ZM106 119V118H105ZM109 119V118H108ZM123 119H125V118H123ZM133 119V118H132ZM42 120V119H41ZM40 120V121H41ZM98 120V119H97ZM104 120V119H103ZM114 120V119H113ZM121 120V119H120ZM149 120H150V118H149ZM40 121H38V122H40ZM67 121V120H66ZM69 121V120H68ZM67 121V122H68ZM105 121H107V119L105 120ZM105 121H104V124H105ZM125 121L126 120H124V123H125ZM140 121V120H139ZM29 122V121H28ZM33 122V121H32ZM31 122V123H32ZM37 122V121H36ZM83 122V121H82ZM97 122V121H96ZM98 122H99V120H98ZM102 122V121H101ZM109 121H107V123H108ZM111 122V121H110ZM115 122V121H114ZM123 122V121H122ZM131 122V121H130ZM144 122V121H143ZM142 122V123H143ZM147 122H148V120H147ZM179 122V121H178ZM92 123H94L95 124V122L93 121ZM106 123V124H107ZM112 123H113V121H112ZM141 123V122H140ZM160 123V122H159ZM177 123V122H176ZM181 123V122H180ZM93 124V125H94ZM110 124V123H109ZM109 124H108V126H109ZM154 124V123H153ZM156 124V123H155ZM162 124V123H161ZM160 124V125H161ZM175 124V123H174ZM173 124V125H174ZM179 124V123H178ZM115 125V124H114ZM135 125V124H134ZM157 125V124H156ZM75 126V128L77 127V125H74ZM80 126V125H79ZM105 126V125H104ZM104 126H102L101 127V129L104 127ZM111 126V125H110ZM126 126V125H125ZM129 126V125H128ZM131 126V128H132V124L130 125ZM161 126H163V124L161 125ZM177 126V125H176ZM95 127V126H94ZM112 127V126H111ZM114 127V126H113ZM112 127V128H113ZM117 127V126H116ZM150 127H152V126H150ZM154 127H156V126H154ZM167 127V126H166ZM169 127V126H168ZM172 127V126H171ZM22 128H25V132L22 130ZM97 128V127H96ZM118 128V127H117ZM123 128V127H122ZM173 128V127H172ZM9 129V130H8ZM48 129H49V127H48ZM51 129V128H50ZM68 129H69V131L71 130L69 127H68ZM78 129V128H77ZM87 129V128H86ZM100 129V128H99ZM107 129V128H106ZM129 129V128H128ZM148 129H150L149 127H148ZM153 129L154 128H152V131H153ZM159 129H160V127H159ZM175 129V128H174ZM173 129V130H174ZM60 130V129H59ZM79 131H80V129H78ZM88 130V129H87ZM95 130V129H94ZM97 130H98V128H97ZM115 130H117V129H115ZM119 130V129H118ZM147 130V129H146ZM156 130V129H155ZM6 131L8 132V134L6 135L5 133H6ZM21 131H23L24 133H21ZM49 131V130H48ZM63 131V130H62ZM81 131H83V129L81 130ZM107 131V130H106ZM157 131V130H156ZM54 131H53V129H52V133H53ZM71 132H73V131H71ZM74 132H76L75 130H74ZM92 132V131H91ZM94 132V131H93ZM98 132V131H97ZM109 132V131H108ZM115 132V131H114ZM51 133V134H52ZM57 133V132H56ZM55 133V134H56ZM79 134L81 133V132H78ZM99 133H100V130H99ZM103 134H104V132H102ZM113 133V132H112ZM116 133V132H115ZM117 133H118V131H117ZM59 134V133H58ZM64 134H67V133H64ZM79 134H78V136H79ZM87 134V133H86ZM90 134H92V133H90ZM98 134V133H97ZM101 134V133H100ZM103 134H101V135H103ZM120 134V133H119ZM122 134V133H121ZM120 134V135H121ZM20 135H24V136H20ZM60 135V134H59ZM58 135V136H59ZM62 135V134H61ZM72 135V134H71ZM88 135V134H87ZM116 135V134H115ZM52 136H53V134H52ZM76 135H74V137H75ZM81 136V135H80ZM96 136V135H95ZM117 136V135H116ZM123 136V135H122ZM142 136H143V134H142ZM67 137V136H66ZM65 137V139L67 140V138ZM69 137H71L70 136V133H69ZM83 137H85V136H83V134H82V137H79L80 138V140H81V138L83 139ZM88 137V136H87ZM98 137V136H97ZM96 137V138H97ZM103 137H105L104 135H103ZM113 137V136H112ZM118 137H119V135H118ZM140 137V136H139ZM144 137V136H143ZM93 138V137H92ZM142 138V137H141ZM88 139H90V138H88ZM102 139V138H101ZM108 139H110V137L108 138ZM108 139H105V143H106V141L108 140ZM113 139V138H112ZM145 139V138H144ZM150 139V138H149ZM152 139V138H151ZM164 139V138H163ZM166 139V138H165ZM55 140V139H54ZM71 140V139H70ZM75 140H77V138L75 137ZM83 140H86V139H83ZM93 140H94V138H93ZM121 140V139H120ZM123 140H124V138H123ZM129 140V139H128ZM128 140H127V142H128ZM143 140V139H142ZM160 140V139H159ZM16 141V140H15ZM96 141V140H95ZM98 141H99V139H98ZM110 141V140H109ZM108 141V143L110 144L111 142H109ZM119 141V140H118ZM145 141V140H144ZM164 141H166V140H164ZM169 141H171V140H169ZM76 142V141H75ZM89 142H90V140H89ZM92 142V141H91ZM90 142V143H91ZM100 142V141H99ZM98 142V143H99ZM103 142V143H104ZM113 142V141H112ZM120 142V141H119ZM160 142V141H159ZM158 142V143H159ZM49 143H47V145L49 144ZM65 143V142H64ZM71 143H72V141H71ZM84 143V142H83ZM82 143V144H83ZM103 143H102V145H103ZM115 143H117V142H115ZM163 143V142H162ZM161 143V144H162ZM15 144V143H14ZM62 144V143H61ZM78 144V143H77ZM81 144V143H80ZM85 144V143H84ZM101 143H99V145H100ZM160 144V143H159ZM168 144V143H167ZM175 144V143H174ZM181 144L182 143H180V146H181ZM183 144H185V143H183ZM187 144V143H186ZM46 145V146H47ZM66 145H69L70 146V144H68V142H67V144ZM75 146H76V144H74ZM86 145V144H85ZM119 145H121L120 143H119ZM176 145V144H175ZM179 145V144H178ZM177 145V146H178ZM188 145V144H187ZM186 145V146H187ZM16 146V145H15ZM20 146V147H21ZM62 147H63V145H61ZM68 146V147H69ZM88 146V145H87ZM90 146H92V145H90ZM108 146V145H107ZM117 146V145H116ZM161 146V145H160ZM162 146H163V144H162ZM14 147V146H13ZM19 147V148H20ZM48 147H51V145H49ZM47 147V148H48ZM55 147H57V146H55ZM77 147V146H76ZM93 147H94V145H93ZM175 147V146H174ZM179 147V146H178ZM190 147V146H189ZM7 148H9L8 146H7ZM7 148H6V150H7ZM14 148H18V147H14ZM13 148V149H14ZM18 148V149H19ZM36 148V147H35ZM61 148V147H60ZM60 148L58 147V149L60 150ZM109 148V147H108ZM112 148V147H111ZM184 148H185V146H184ZM187 148V147H186ZM185 148V149H186ZM15 149V150H16ZM66 149V148H65ZM71 149V148H70ZM179 149H181V148H179ZM178 149V150H179ZM38 151H40L39 149H37ZM42 150V149H41ZM48 150H49V148H48ZM50 150H51V148H50ZM52 150H55L56 151V148L55 149H52ZM51 150V151H52ZM175 150V149H174ZM33 151V150H32ZM36 151V150H35ZM34 151V152H35ZM45 151H47V149L45 150ZM44 151V152H45ZM68 151V150H67ZM75 151V150H74ZM77 151H78V149H77ZM16 152H17V150L15 151V155H17L16 154ZM18 152H19V150H18ZM17 152V153H18ZM26 152V151H25ZM54 152V151H53ZM62 152V151H61ZM71 151L69 150V153H70ZM8 153H10L9 151H8ZM14 153V152H13ZM32 153V152H31ZM42 153V159L47 163V162H49V165H52L53 164V161H55L54 160V158H53V156L51 157V154H48V153H43V152H41ZM52 153V152H51ZM77 153V152H76ZM83 154H85L86 152H82ZM12 154V153H11ZM27 154V153H26ZM29 154H30V152H29ZM36 154V153H35ZM39 154V153H38ZM57 154V153H56ZM73 154V153H72ZM28 155V154H27ZM61 156V154H58V156ZM71 155V154H70ZM77 155L78 154H76V156L75 157H77ZM93 155V154H92ZM174 155V154H173ZM37 156V155H36ZM57 156V155H56ZM55 156V157H56ZM68 155H66V157H67ZM82 156H84V155H82ZM100 156V155H99ZM170 156H172V155H170ZM19 157V158H18ZM21 157H24V156H21ZM27 157V156H26ZM73 157V156H72ZM85 157V156H84ZM91 156H89L88 158H90ZM175 157V156H174ZM177 157V156H176ZM181 157V156H180ZM29 158V157H28ZM36 158V157H35ZM39 158V157H38ZM38 158H36L37 159V161H38ZM78 158V157H77ZM92 158H93V156H92ZM100 158H101V156H100ZM173 158V157H172ZM172 158H169V160L170 159H172ZM25 159V158H24ZM24 159H22V160H24ZM40 159V158H39ZM68 159V158H67ZM71 159H73V158H70V161H71ZM86 159V158H85ZM85 159H83V160H85ZM94 159V158H93ZM96 159V158H95ZM98 159V158H97ZM176 159V158H175ZM178 159V158H177ZM176 159V160H177ZM183 159V158H182ZM26 160V159H25ZM24 160V161H25ZM29 160V159H28ZM27 160V161H28ZM32 160V159H31ZM59 160H60V158H59ZM74 160V159H73ZM77 160V159H76ZM79 160V159H78ZM77 160V161H78ZM86 160H88V159H86ZM179 160V159H178ZM26 161V162H27ZM33 161H35V160H33ZM42 161V160H41ZM66 161V160H65ZM69 161V162H70ZM80 161H82V160H80ZM95 161H97V160H95ZM180 161V160H179ZM30 162V161H29ZM82 162H84V161H82ZM98 162V161H97ZM107 162V161H106ZM23 163H25V162H23ZM42 162H40V164H41ZM71 163V162H70ZM73 163V162H72ZM74 163H75V161H74ZM77 163H80V162H77ZM182 163V162H181ZM26 164V163H25ZM28 164V163H27ZM32 165H34L33 163H31ZM30 164V165H31ZM38 163H36V165H37ZM39 164V165H40ZM43 164V163H42ZM45 164V163H44ZM43 164V165H44ZM55 164H57V163H54V165ZM60 164V163H59ZM76 164V163H75ZM174 164V163H173ZM180 164V163H179ZM29 165V164H28ZM28 165H27V167H28ZM31 165V166H32ZM54 165L53 166H50L49 167V169L50 170H52V167H54ZM69 165V164H68ZM71 165V164H70ZM176 165L178 166V164H177V162H176ZM48 166V165H47ZM60 166V165H59ZM72 166H73V164H72ZM15 167V168H14ZM25 167H26V165H25ZM26 167V168H27ZM75 167V166H74ZM95 167H97V166H95ZM3 168V169H2ZM40 168V167H39ZM44 168V167H43ZM61 168V170H62V166L60 167ZM59 168V169H60ZM20 169V168H19ZM24 170V169H23ZM25 170H27V169H25ZM24 170V171H25ZM30 170V169H29ZM44 170V169H43ZM58 170V169H57ZM99 170V169H98ZM101 170V169H100ZM100 170H99V172H100ZM206 170V169H205ZM204 170V171H205ZM212 171H215V170H213V168L211 169ZM217 170H218V168H217ZM33 171V170H32ZM39 171V170H38ZM49 171V170H48ZM75 171V170H74ZM102 171V170H101ZM207 171V170H206ZM210 170H208V172H209ZM19 172H21V171H19ZM44 172H46V171H44ZM51 172H54V171H51ZM76 172V171H75ZM208 172H207V174H208ZM40 173V172H39ZM43 172H41V179H42V177L43 176H45L46 177V174L44 173V174H42ZM49 173V172H48ZM210 173V172H209ZM52 174V173H51ZM202 174H204V173H202ZM25 175V174H24ZM39 175V174H38ZM49 174H47V176H48ZM82 175H84V174H82ZM81 175V179H82V176ZM214 175V174H213ZM27 176V177H28ZM51 176V175H50ZM73 176V175H72ZM26 177V175H25V177H22V178H27ZM68 177H69V175H68ZM216 178L217 176H213V178ZM49 178V177H48ZM77 178V177H76ZM212 178V179H213ZM71 179V178H70ZM69 179V180H70ZM73 179H74V177H73ZM250 179V178H249ZM46 180H47V178H46ZM45 180V181H46ZM77 180H78V178H77ZM57 181V180H56ZM75 181V180H74ZM47 182H52L53 183V187H54V189H53V191H52V193H50V196H48V197H51V199L50 200H61V201H66V200H68L69 199V195H68V190L69 189H67V190H65V188H66V184L64 183V182H56L55 184H54V182H53V180L52 179H48V181ZM73 183V182H72ZM41 185V184H40ZM67 188H71L70 187V185H69V187H67ZM75 188V187H74ZM37 189H40V187H38L37 186ZM149 189V188H148ZM74 190V189H73ZM75 191H76V189H75ZM150 191V190H149ZM80 192V191H79ZM72 193V192H71ZM150 193V192H149ZM74 194V193H73ZM21 195H22V193H21ZM47 196H46V198H48ZM71 197H72V195H71ZM70 197V198H71ZM56 201V202H57ZM74 202V201H73ZM61 203V202H60ZM34 205L36 208H37V212L38 213H41V215L42 216H44V220H42V218L40 219V221H39V218L41 217V215L39 216V217H37L36 215L37 214H35V212H31V211H29V209L30 208H28V207H30V205ZM264 205V204H263ZM262 207H264V206H262ZM58 208V207H57ZM57 210H59V209H57ZM53 213V212H52ZM58 213V212H57ZM56 213V214H57ZM61 213V212H60ZM69 213V212H68ZM59 214V213H58ZM62 214H64V213H62ZM39 215V214H38ZM53 215H54V213H53ZM46 216V217H45ZM61 216V215H60ZM62 216H65V214L64 215H62ZM50 217V219H48ZM63 218V217H62ZM55 219V218H54ZM64 219V218H63ZM42 220V221H41ZM55 221V220H54ZM260 221V220H259ZM263 223V222H262ZM54 224V223H53ZM224 231V230H223ZM222 231V232H223ZM1 233H2V235H4V236H2L1 235ZM129 234V233H128ZM127 233H123L121 236H122V238H127V237H129V236H127L128 235ZM251 234V233H250ZM130 236H131V234H130ZM252 236V235H251ZM257 238V237H256ZM255 240H257V239H255ZM250 241V240H249ZM249 241H248V243H249ZM251 242V241H250ZM252 243H254V242H252ZM6 248H5V251L7 252L6 254H5V257H4V259L5 260H7L8 262H15L16 264L17 263H21V261H23V263L25 264H30V263H39V262H41V264H47L48 263V257H43L42 256V258H41V260H36V259H33V260H31V259H27V255L24 253V255L21 253V251H16V246L14 245V240L12 241V242H8L7 244H6ZM135 253H137L136 251H134V250H131V252H130V254H135ZM141 257H142V255H141ZM2 258V255H1V252H0V259Z\"/></svg>",
	"mask_w": 264,
	"mask_h": 264
}]
</instances>
